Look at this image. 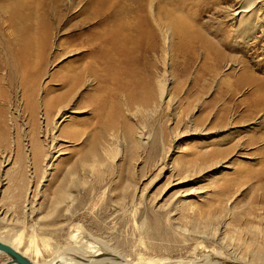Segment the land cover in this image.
Masks as SVG:
<instances>
[{"label":"rangeland","instance_id":"rangeland-1","mask_svg":"<svg viewBox=\"0 0 264 264\" xmlns=\"http://www.w3.org/2000/svg\"><path fill=\"white\" fill-rule=\"evenodd\" d=\"M88 1L0 0V238H20L21 250L30 247L28 256L41 264H86L88 257H78L93 246L103 255L90 262L264 264V181L257 177L264 170V111L253 108L250 84L235 85L239 75L264 82V0H252L243 20L232 15L250 0H198L187 7L156 0L162 28L194 26L224 58L215 65L199 42L191 45L194 53L181 50L177 35L167 57H144L133 46L124 49L121 22L99 29L93 46L102 41L108 54L104 61L98 50L93 54L100 78L71 94L69 117L54 130L45 102L65 92L54 78L84 51L72 43L81 41L77 27ZM138 1L126 0L132 27ZM19 3L33 28L42 17L53 25L45 61L33 70L34 116L25 108V73L16 59L23 31L11 14ZM248 21L254 29L242 26ZM101 78L106 82L99 85ZM160 87L169 94L161 105ZM148 89L156 102L146 106ZM95 92L96 105L89 102ZM50 132L59 140L47 173ZM78 228L77 243L71 236ZM256 252L263 257L253 263ZM7 259L0 254V264Z\"/></svg>","mask_w":264,"mask_h":264},{"label":"bare ground","instance_id":"bare-ground-1","mask_svg":"<svg viewBox=\"0 0 264 264\" xmlns=\"http://www.w3.org/2000/svg\"><path fill=\"white\" fill-rule=\"evenodd\" d=\"M197 1L198 0H175L174 3L177 6L179 5L182 7H187L189 4L195 5ZM146 5H147V0L138 1L137 10H140V11L136 17L138 19L135 22L134 27H132L129 24L127 19H128L129 14L133 10L126 4V0H90L88 1L87 6L84 8V10L81 13L82 19L77 27L78 33L76 34V36L81 41H78V43H75L74 41V43H72V45L76 46V51L84 50L79 53V58L75 61V64L84 63V65L81 66L80 68H77L76 66H74L75 64H73L69 66L68 68H66L65 69L66 71L62 75L58 76V78H54L62 83V87L65 89V92L57 94L55 95L54 98L49 99L45 102V110L49 118V121H53L54 130L59 129L61 125L59 124L60 123L59 120L63 119L64 121L66 120V118L69 117L68 115L70 114L69 110L68 109L66 110L65 108L68 106V103L71 101V97H70L71 94L75 93L76 90H78L83 85H85L87 79L93 78L97 82L99 75L95 67L99 63L97 62L96 58L93 57V54L98 50L99 51L98 55L100 56L102 61L108 59V54L104 52L105 47H103L102 41H99L95 46H93V41H94L93 37L98 33L99 29L109 27L115 21L122 23V27L118 32L120 35L124 36V43L127 46L124 49L128 48L129 50H132L130 46H133L134 48L141 51L140 54L142 56L145 55L144 57L148 56L149 54H152L153 56V53H160V52L163 53L161 55H164L167 57L168 54L172 51V48H170V43L172 42L171 40H173L175 35H177L180 39L179 48L181 50L187 51L189 54L194 53V49L191 47V45L199 42L205 48L207 59H209V56L213 55V58H211L212 62L214 61L213 64L221 63L224 61L223 60L224 58L217 52L213 44L209 42L202 34H200L198 30L196 31V29H194V26L191 27L190 24H186V23L185 24L183 23L182 25L180 22H177V24H172L170 27L168 26L165 30L161 26V20H160V16L158 12L159 9L156 6L157 5L156 0L150 1L149 8H146ZM252 7H253V1L252 0L247 1V5L245 7H239L237 11H240V12L237 13L235 11L234 12L235 14L232 16L240 17V20L246 19L247 16H249V13L251 12L249 10ZM11 15H12L11 20H13V23H15L17 29H20L23 31L22 49L20 50L19 55L18 54L16 55L17 57L16 59L20 63V66L25 73V85L27 88L26 95L24 96L25 103H26L25 108L28 111H30L32 116H34V113L36 111V102H35L36 98L34 95V91L36 89V79H35V74L33 70H34V66L36 62L45 61L46 52L49 47L50 35L53 29V25L51 23V19H48L47 17H42L38 20L37 25H35L36 31L33 32L35 28H33V26L30 25L31 16H28L24 12V7L22 3H19L16 5ZM242 26L247 29L251 28L252 26H253V29L255 28V26L250 24L249 21L247 22V24L246 23L242 24ZM104 39L106 42H110L112 39V35L110 33H107ZM136 60H137V57L132 58V62H135ZM92 61L96 63L95 66H93ZM105 68L107 72V78L105 80L107 81L109 78H111V73L109 72L108 65H106ZM211 72L212 70L209 72V75H211ZM204 73L208 74V71L206 70ZM105 80L101 78V83H98V84L102 85L104 82H106ZM145 83L151 89V84L149 83V79ZM245 84H250L252 86V96L255 98V104L253 105V108L255 109V111H259V110L264 111V97L258 95L259 92H262V90H264V82L257 81L253 77L244 76V75L243 76L239 75L235 79L236 87L237 86L241 87V85H245ZM123 86H124L123 87L124 90L128 87L125 85ZM100 88L97 87V91H99ZM150 89L145 91L146 95L143 97V100H144L143 104L146 106L156 102V97L153 96V93L151 92ZM97 94L98 92H95L94 94L89 96V102L91 104L96 105V102H97L96 97H99L97 96ZM158 94H159L158 97L160 96L159 103L161 105L165 101V98L169 96V94L166 93V90H164L163 87L159 88ZM98 102L100 103V97L98 98ZM64 133H67L66 130L64 131ZM47 135L48 134H46V138H47ZM55 135L56 134H54V132L52 134L51 132L49 133V136L52 138L51 140L52 144L49 143L50 145H48L49 147L46 150L47 153L44 155V158H43V160L46 162L44 164H45L47 173L49 172V170H52V167H53L54 156L53 155L50 156V154L51 153L54 154V150L56 148L54 145V142H58L59 140L58 137ZM142 138L146 139L144 134L141 136V139ZM43 148L44 147H42V149ZM36 157L40 159L41 158L40 153L39 154L37 153ZM257 177H258V180L264 181V170L259 172L257 174ZM74 232L75 234L71 236V239L77 242L78 239L82 238L83 233L81 232L79 228L75 230ZM0 241L12 246L17 251L21 252L24 256L32 260V262H34L35 264H41V263L34 261L28 256L30 247L26 249L25 251L21 250L20 248L21 239L20 238H15L14 240L13 239L5 240V239L0 238ZM43 243H45L46 246H49V244H51L47 240H45V242ZM88 248H91L90 245H88ZM258 249L260 248L258 247ZM260 250H257V251H260ZM78 252H81V251H78ZM48 253L50 254V251H48ZM53 254L55 253L53 252ZM101 255H103V251H100V249L94 250V246H93L92 249L85 251V253L81 254V256L78 258L81 260V259H86L88 257L89 261L87 259L86 260L90 262V258L98 257ZM263 255H262V252H256L252 256V262L253 263L261 262ZM70 257L73 258V256L71 255ZM74 257H77V256H74ZM96 259L97 258L91 261L90 264H130L124 260L120 261L118 259L119 261L117 260L115 261L114 257H112L111 259L109 258H101L100 260H96ZM74 260L76 261V258H73V261ZM78 260L77 262L80 263V260L79 261ZM88 262L86 264H89ZM179 262L175 264H179ZM62 263L67 264L65 262H62ZM62 263L60 262V264ZM45 264H59V261L56 259H53L52 261H49L48 263H45ZM136 264H174V263L171 261H164V260L161 261V260L149 259V260L137 262Z\"/></svg>","mask_w":264,"mask_h":264},{"label":"water","instance_id":"water-1","mask_svg":"<svg viewBox=\"0 0 264 264\" xmlns=\"http://www.w3.org/2000/svg\"><path fill=\"white\" fill-rule=\"evenodd\" d=\"M0 254H4L8 259L2 264H35L28 257L17 251L12 246L0 241Z\"/></svg>","mask_w":264,"mask_h":264}]
</instances>
